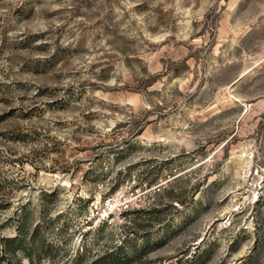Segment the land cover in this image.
I'll list each match as a JSON object with an SVG mask.
<instances>
[{"label": "rangeland", "instance_id": "374dc122", "mask_svg": "<svg viewBox=\"0 0 264 264\" xmlns=\"http://www.w3.org/2000/svg\"><path fill=\"white\" fill-rule=\"evenodd\" d=\"M30 261L264 264V0H0V264Z\"/></svg>", "mask_w": 264, "mask_h": 264}, {"label": "trees", "instance_id": "16d2710c", "mask_svg": "<svg viewBox=\"0 0 264 264\" xmlns=\"http://www.w3.org/2000/svg\"><path fill=\"white\" fill-rule=\"evenodd\" d=\"M7 243H8V246H9V244H12V243H19V245L22 246L23 245V239H22V237L19 240H17V239H7ZM30 264H34V262L30 261Z\"/></svg>", "mask_w": 264, "mask_h": 264}]
</instances>
